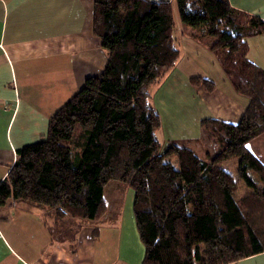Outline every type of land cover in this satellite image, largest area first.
<instances>
[{
  "label": "trees",
  "instance_id": "16d2710c",
  "mask_svg": "<svg viewBox=\"0 0 264 264\" xmlns=\"http://www.w3.org/2000/svg\"><path fill=\"white\" fill-rule=\"evenodd\" d=\"M175 3L181 23L248 98L235 124L201 120L202 138L212 136L216 151L200 155L183 141L163 146L156 135L161 120L149 89L180 57L172 3L94 0L106 65L51 114L43 139L16 150L0 179V206L45 209L53 239L72 242L74 219L99 220L108 211L104 188L118 181L133 194L141 264H231L264 251V165L247 149L264 133V69L247 57V39L264 34V20L228 0ZM191 82L213 87L200 76Z\"/></svg>",
  "mask_w": 264,
  "mask_h": 264
},
{
  "label": "crops",
  "instance_id": "0c3cea01",
  "mask_svg": "<svg viewBox=\"0 0 264 264\" xmlns=\"http://www.w3.org/2000/svg\"><path fill=\"white\" fill-rule=\"evenodd\" d=\"M151 1H169L173 8L175 3ZM228 1L264 20V0ZM93 11L94 0H0V179L16 150L43 139L51 114L86 77L104 69L107 52L93 32ZM174 17L180 57L149 89L161 120L156 135L163 146L183 141L200 155L213 153L215 147L204 148L201 120L235 124L248 98L233 89L214 53L178 24L175 12ZM247 42V57L264 69V34ZM196 76L212 82V89L192 83ZM247 149L264 165V133ZM132 195L124 183L110 181L104 188L108 211L96 221L74 219L78 229L72 242L53 239L45 209L24 201L5 203L0 206V264H141L133 221L124 216L123 198L132 200ZM231 264H264V251Z\"/></svg>",
  "mask_w": 264,
  "mask_h": 264
},
{
  "label": "rangeland",
  "instance_id": "374dc122",
  "mask_svg": "<svg viewBox=\"0 0 264 264\" xmlns=\"http://www.w3.org/2000/svg\"><path fill=\"white\" fill-rule=\"evenodd\" d=\"M174 12H175V15H176V19H177V22H178V24L179 25H182V23H181V20H180V17H179V13H178V7H177V4L176 3H174ZM208 139V140H207ZM203 140H204V142H205V150H210L211 148H213V147H215L216 149H217V146L214 144V142H213V137L211 136H209L208 137V135L207 136H205L204 138H203ZM203 145V143H201V146L200 147H203L204 146ZM171 160L173 161V162H175V157H172L171 158ZM175 190L176 189H173V192H175ZM128 198V199H127ZM124 201H126L125 202V204H126V211L124 212V216H125V219L126 220H129V219H132V221H133V224H134V228H135V230H136V234H137V238H138V243L141 245V247H142V250H143V252H142V258H141V263H142V261H143V256H144V246H143V244H142V242H141V240H140V237H139V233H138V231H137V228H136V223H135V219H134V215H133V212H131L130 213V210H131V206H132V204H131V201L132 200H130V197H125L124 196ZM260 208V207H259ZM261 226H263L264 227V223H261ZM262 232V234H264V230H262L261 231Z\"/></svg>",
  "mask_w": 264,
  "mask_h": 264
}]
</instances>
